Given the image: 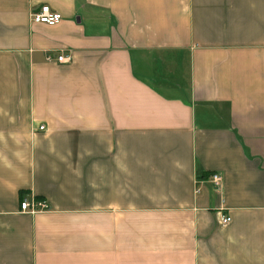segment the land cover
Here are the masks:
<instances>
[{"label":"crops","instance_id":"1","mask_svg":"<svg viewBox=\"0 0 264 264\" xmlns=\"http://www.w3.org/2000/svg\"><path fill=\"white\" fill-rule=\"evenodd\" d=\"M0 264H264V0H0Z\"/></svg>","mask_w":264,"mask_h":264},{"label":"built area","instance_id":"2","mask_svg":"<svg viewBox=\"0 0 264 264\" xmlns=\"http://www.w3.org/2000/svg\"><path fill=\"white\" fill-rule=\"evenodd\" d=\"M31 15L34 22L43 23L50 26L56 25L63 20V15L59 11L52 9L51 6L48 4H43L38 9L32 10ZM46 59L49 62L57 61L59 63H68L72 59V54L69 52H63L59 54L57 57H53L52 55L48 54ZM40 129L44 130L45 126L43 124L40 125ZM210 177L214 186H216L218 190L222 189L223 187L222 174L220 172H213L210 175ZM21 209L22 211L35 214L38 212L49 210L50 204L45 199L28 200L24 198L23 201L21 202ZM221 220L223 224H227L230 222L231 217L228 214L223 213Z\"/></svg>","mask_w":264,"mask_h":264}]
</instances>
